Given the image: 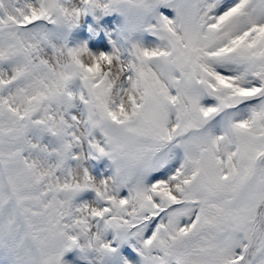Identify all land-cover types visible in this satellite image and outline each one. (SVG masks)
I'll use <instances>...</instances> for the list:
<instances>
[{
	"label": "snow or ice",
	"instance_id": "6c2138e0",
	"mask_svg": "<svg viewBox=\"0 0 264 264\" xmlns=\"http://www.w3.org/2000/svg\"><path fill=\"white\" fill-rule=\"evenodd\" d=\"M0 264H264V0H0Z\"/></svg>",
	"mask_w": 264,
	"mask_h": 264
}]
</instances>
